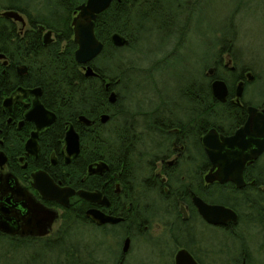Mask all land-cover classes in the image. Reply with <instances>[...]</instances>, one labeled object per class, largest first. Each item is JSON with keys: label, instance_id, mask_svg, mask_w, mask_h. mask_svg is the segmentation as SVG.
Segmentation results:
<instances>
[{"label": "flooded vegetation", "instance_id": "flooded-vegetation-1", "mask_svg": "<svg viewBox=\"0 0 264 264\" xmlns=\"http://www.w3.org/2000/svg\"><path fill=\"white\" fill-rule=\"evenodd\" d=\"M49 2L0 0V18L13 27L15 34L24 35L30 29L31 21L35 23L34 18L39 16L37 14L46 15ZM9 4L12 6L9 7ZM8 10L17 12L22 21L3 16L2 13ZM35 26L40 39L47 30L51 31V39H54L52 30L38 23ZM39 26H43L44 30L40 31ZM229 50L226 46L221 48L213 59L219 60L225 72L233 74L235 70L232 69V54ZM3 60L5 58L0 62ZM83 68L84 65H81L84 74ZM207 69L203 72L202 80L210 89L211 82L220 78L216 76L217 70L212 65L211 75L206 73ZM245 73L241 71L236 77L231 75L236 80L227 103L234 114L238 113L241 117L234 118V122L221 119L216 127L205 126L207 106L203 92L199 94L198 103L185 100L161 101L158 94L152 102H139L136 107L139 130L127 137L138 140L140 148L135 151L138 157L133 160L132 170L127 174L125 151L121 150L118 157H110L111 150L105 147V142L104 147L102 145L100 148L101 138L112 134L87 132V128L93 125L88 117L84 116L90 121L89 125L79 121L78 117L83 115L77 117L76 125L72 124L78 133L79 150L75 157L65 163L60 154L64 134L58 143V150L51 149L47 159L40 158L43 148L40 134L52 123L37 133L36 154L25 152L23 145L34 130V125L24 120L23 116L30 108L33 96L14 101L10 111L2 107L8 114L21 111V107H13L15 103L22 104L24 110L20 118L8 117L6 121L4 136L11 138V142L5 144L0 140V251L7 255L10 251H19L26 257L32 244L52 245V248L70 245L75 257L73 264H143L133 255L140 244H147L155 252L156 264H176V255L180 250L186 251L194 264H264V151L244 163L240 176L223 172L211 181L205 179L208 173L212 177L219 169L217 166L211 168L212 163L207 158L202 136L214 129L221 143V137L231 136L244 124L247 106L262 110L264 100L257 104L245 103L243 100L247 83ZM241 80L244 82L243 95L236 101L234 87ZM111 91L116 94V100L109 103L107 99V102L114 106L119 97L114 89H110L107 98ZM119 104L125 106L121 100ZM102 114L108 115L105 122L100 121ZM102 114L98 116L97 125H106L110 119L111 112ZM145 118L147 122H144ZM26 124L31 127L24 140L21 142L20 139L15 146L12 135L23 132ZM83 139H86L85 144L82 143ZM142 154H146V157L143 158ZM41 161L43 164L38 166ZM98 163H104L105 167L100 172H93ZM35 173H38L36 177L40 180L44 178L60 188L72 189L74 193L68 197V205L63 207L57 201L42 198L32 185ZM191 184L198 194L191 190ZM78 191L92 193V200L79 196ZM192 194L208 205L230 209L235 215L234 221L227 220L223 224L207 222L191 201ZM88 210L99 211L102 216L110 217L114 222L96 224L86 215ZM52 213L55 217L46 228L47 232L39 235L37 232L43 224H47L48 216ZM68 216L72 217L70 231L63 227ZM79 226L97 232L99 239L93 236L85 237V240L76 238L79 231L75 227ZM209 231L217 235L214 240L206 238ZM68 232L69 236L66 234ZM198 232H204L205 237ZM62 237L65 244H60ZM222 239L232 243L231 251L223 248ZM83 241L86 242L84 245ZM82 248L86 261L80 257ZM182 263L192 262L184 260Z\"/></svg>", "mask_w": 264, "mask_h": 264}, {"label": "trees", "instance_id": "trees-1", "mask_svg": "<svg viewBox=\"0 0 264 264\" xmlns=\"http://www.w3.org/2000/svg\"><path fill=\"white\" fill-rule=\"evenodd\" d=\"M49 1L50 7L48 6L46 15L37 14L39 16L34 18L35 23L42 24L54 33V39L46 45L41 42L38 36L39 32L35 29L36 26L33 21H31L30 29L24 35H17L12 30L13 27H10L6 20L0 18V54H3L6 60V65L0 62V140H3L5 144L11 142V138L4 136L6 133V121L8 117L12 119L20 118V114L24 110L22 104L15 103L13 107H21V111L17 113L12 111L8 114L2 108L3 99L17 87H39L41 90L40 103L55 114V121L46 131L44 130L40 134V139L43 142V148L40 152L41 159H47V154L51 152V149L58 150L60 146L58 143H60L63 137L66 124L71 123L73 126L76 125L77 117L83 115L93 121V125L87 128V132L112 134L108 137H102L101 141H99L101 143L99 147L101 148L103 142H105V147L111 150L110 157H118L121 150H124L127 157V169L125 172L126 174L130 173L134 165L133 160L138 157L135 151L140 148L137 143L138 140L133 137H127V135L135 134L139 130L137 127V109L128 107L125 104L122 107L119 102L121 100L120 96L121 98L123 97V93H129L133 97L132 94H135L134 92L138 90L136 89L131 92L127 91L126 87H128L132 80L129 77L131 76L130 71L134 69L139 70V68L132 64L127 56H124V52L136 46L140 39L138 33L145 27L144 23L152 22L158 15L163 14L168 16L169 22H172L178 15L183 13V9L176 3L175 10L171 12L172 9L166 3V0H112L109 6L97 14L94 20V36L103 46L99 55L89 63L96 76L85 77L80 69L81 65L73 59L76 45L71 38L73 37L71 26L72 15H74L76 5L82 4L85 0ZM8 6L11 7L12 5L9 4ZM187 18L184 25L188 20ZM113 32L124 36L128 40L127 46L123 48L114 47L110 43L108 36ZM235 34L234 32L229 38H225L221 44V48L227 47L228 42L232 46L233 41H236ZM229 51H231V56L233 57L232 61L235 62L233 51ZM218 61L212 59L209 67L212 65L217 70L215 72L216 76L225 81L229 89V95L224 103H220L212 97L208 84L203 83L202 69L200 80L192 81L187 88L179 90L178 97L176 98V100L198 103L200 100L199 94L203 92L202 94H205V105L207 106L205 125L207 127L218 126L221 119L227 122H234V118L241 117L238 113L234 114L233 109L227 103L232 95V87L236 80L231 75L236 77L245 68L238 69L234 63L235 65H232V68L235 70V73L232 74L225 72L226 70L221 68ZM21 64L27 67V71L26 74L18 76L15 68ZM252 71L256 78L259 79L261 72L256 71V69H252ZM222 72L226 76H223ZM106 83H108V87ZM133 87H137V85L134 84ZM110 89H114L119 97L114 106H111L107 102V94ZM155 89L159 100L170 101L168 98H164L157 88ZM244 102L251 103L249 100H244ZM113 107H116V109ZM110 112V119L106 125L96 124L100 114ZM144 122H147L146 118ZM29 127L31 126L26 124L22 129L23 132L19 131L15 135H12L14 136L13 141L15 146L19 144L20 139L21 142L24 140ZM85 142L86 139H83L82 143L85 144ZM115 151L119 152L114 153ZM142 157H146V154H142ZM42 164L43 161L38 166ZM191 185V190L197 193L198 191L193 188V184ZM71 223L72 217L68 216L64 220L63 227L70 231ZM66 234L69 236V232ZM63 238L60 244H65ZM38 246L41 247V251L44 248L48 252L54 250L60 251L61 254H65L64 261H66L65 259L68 255H72V250L69 246L60 245L52 248V245L42 246L40 243L36 245L32 244V247ZM24 263L20 262V264Z\"/></svg>", "mask_w": 264, "mask_h": 264}, {"label": "rangeland", "instance_id": "rangeland-1", "mask_svg": "<svg viewBox=\"0 0 264 264\" xmlns=\"http://www.w3.org/2000/svg\"><path fill=\"white\" fill-rule=\"evenodd\" d=\"M166 1L172 9L171 12L175 10L177 3L182 7L183 13L172 22H169L168 16L163 14L158 15L152 22L144 23L145 27L138 33L140 39L136 46L124 52V56L139 68L130 71L129 77L132 80L126 90L131 92L138 90L132 94L133 97L129 93H123L121 101L128 107L136 109L141 101L156 100L155 88L164 98L170 101L176 100L179 90L187 88L192 81L200 80L201 69L203 72L206 71L215 54L221 50L223 40L235 32L236 41H233L232 46L228 42L226 47L234 53L235 62L232 61L231 65L236 64L238 69L245 68L244 72L253 75V79L247 82L243 100L256 104L262 102L264 100V0ZM186 17L188 20L184 25ZM251 68L261 72L259 79ZM222 74L226 76L223 72ZM134 84L137 87H133ZM75 228L79 231L76 236L78 239L85 240V237L91 238V236L96 239L99 235L89 229L87 231L85 226ZM200 235L205 237L204 232ZM216 236L212 231L206 233V238L209 240L210 238L214 240ZM221 241L223 248L231 251L232 243L224 239ZM84 243L86 242L83 241L82 245ZM235 245L237 247V243ZM42 251L40 246L31 247L26 257L19 251H10L8 255L0 251V264H20L25 260L24 264H41L42 261V264H73L75 261V257L71 254L64 261L65 254H61L60 251ZM83 252L82 248L80 257L86 261V254ZM134 257L143 264L157 262L154 250L147 244H140L134 252Z\"/></svg>", "mask_w": 264, "mask_h": 264}, {"label": "water", "instance_id": "water-1", "mask_svg": "<svg viewBox=\"0 0 264 264\" xmlns=\"http://www.w3.org/2000/svg\"><path fill=\"white\" fill-rule=\"evenodd\" d=\"M111 0H85L82 4L76 5L74 15H72L71 26L73 37L72 40L76 45L73 52V59L76 63L84 65V75L92 76L95 72L89 65V63L99 55L102 50V43L97 40L94 36V20L97 14L104 11ZM3 16L13 18L15 20L22 21L21 17L17 12L8 10L2 13ZM40 31L44 30L43 26H39ZM110 36V42L113 46L123 47L127 46L128 40L119 35V33H112ZM43 44L50 43L51 31L47 30L44 32L42 38ZM4 59V55L0 54V60ZM6 60L1 61L3 65H6ZM233 69V68H232ZM27 67L24 64L16 66V71L19 76L26 74ZM213 69L209 67L207 69L208 74H212ZM253 76L250 72L245 73V82L251 81ZM212 96L215 100L220 103H224L227 97V86L222 79H214L210 84ZM244 82L238 81L234 87V99L239 101L243 95ZM40 88L26 89L17 87L11 94L5 97L2 101V107L11 110V105L14 101H20L28 96H33L30 108L24 113V120L32 122L34 130L29 134L30 136L23 145L26 153L36 154L38 146L36 145V139L38 132L47 127L55 120V114L46 109L42 103H40L39 95ZM116 94L111 91L108 96V102L113 103L116 99ZM247 118L244 124L239 127L231 136L221 137V143L218 142L216 131L210 129L207 133L202 136V141L206 147L207 158L212 163V167L219 169L218 172L214 173V176H210L208 173L205 177L206 181H211L217 177L218 174L226 172L236 173L240 176L243 169V165L246 161L255 159L259 154L264 151V103L262 110L257 111L256 107L249 105L247 106ZM80 122L85 125H89L90 121L84 116L78 117ZM100 121L105 122L108 119V115L102 114ZM79 139L78 133L75 132L72 124H68L63 137V146L61 148L62 156L64 157L65 163H68L70 158L75 157L79 150ZM2 153H0V158ZM53 161V160H52ZM105 167L104 163L96 164V168L93 172H100ZM38 173L33 174L34 182L33 187L39 191L42 198L51 199L57 201L63 207L68 205V197L74 193L70 188H60L55 186L50 180H40ZM77 194L87 200H92V193L78 191ZM194 205L197 207L199 214L209 223L219 224L225 223L227 220L234 221L235 215L232 211L224 206L220 205H208L200 200L199 197L194 194L191 195ZM86 215L91 217L96 224H101L106 221H113L112 218L102 216L99 211L88 210ZM55 215L52 213L48 216L47 224H43L40 230L37 232L39 235H43L47 232V229L53 221ZM114 222V221H113ZM184 260H190L191 264L195 262L192 260L186 251L180 250L176 255V264H183Z\"/></svg>", "mask_w": 264, "mask_h": 264}]
</instances>
